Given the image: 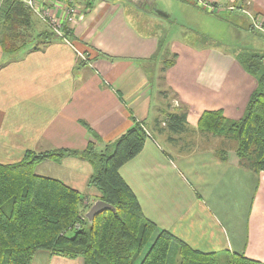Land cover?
I'll return each instance as SVG.
<instances>
[{"label":"crops","instance_id":"1","mask_svg":"<svg viewBox=\"0 0 264 264\" xmlns=\"http://www.w3.org/2000/svg\"><path fill=\"white\" fill-rule=\"evenodd\" d=\"M237 1L204 0L217 8ZM250 1L264 18V0ZM6 2L0 0V31ZM145 3L93 0L72 26L70 43L40 37L47 27L32 16L23 46L5 52L0 44V161H17L27 150L85 149L94 137L82 121L100 137L95 148L104 149L135 118L150 137L120 173L144 214L197 249L244 252L264 262V171L242 166L233 147L221 159L207 141L211 137L198 130L205 110L221 109L239 119L256 79L218 44L168 41L164 11L149 14L156 0ZM140 13L149 15L144 19ZM80 52L88 61H81ZM174 54L175 64L162 72ZM181 106L188 108V130L171 132L165 116ZM35 171L87 194L86 203L98 200L87 160L48 159ZM32 264H84V259L40 250Z\"/></svg>","mask_w":264,"mask_h":264},{"label":"trees","instance_id":"2","mask_svg":"<svg viewBox=\"0 0 264 264\" xmlns=\"http://www.w3.org/2000/svg\"><path fill=\"white\" fill-rule=\"evenodd\" d=\"M92 2L85 0L84 7H90ZM6 4L1 12L0 31V44L5 52L18 50L27 42V30L33 20V14L20 0H7ZM43 34L40 37L56 36L48 29L39 35ZM67 35L72 38L71 28L67 29ZM235 57L256 79L243 115L230 119L221 109L205 110L198 121V130L220 137L215 152L221 159L227 158V147H233L242 166L262 172L264 51L246 49ZM176 60V54L167 58L162 72ZM187 110L181 106L167 113L166 128L175 133L188 130ZM133 119V125L104 149L95 148L100 137L82 121L94 137L85 149L27 150L17 161H0V264H32L40 250L68 258L81 257L84 264H176L178 258L179 264H220V252L197 249L144 214L136 193L120 173V168L142 151L150 137L142 122ZM69 156L92 164L89 184L98 189V200L111 204L115 210H103L89 221L86 213L93 203H86L87 194L35 171L41 161H60ZM224 256L226 264H264L244 252L228 250Z\"/></svg>","mask_w":264,"mask_h":264},{"label":"rangeland","instance_id":"3","mask_svg":"<svg viewBox=\"0 0 264 264\" xmlns=\"http://www.w3.org/2000/svg\"><path fill=\"white\" fill-rule=\"evenodd\" d=\"M138 1L135 0V2ZM140 1L139 7L147 6L145 2L148 0ZM197 2L198 0H156V4L149 6L147 12L150 11L149 14L160 16V10L164 11L165 16L161 22L167 33L168 41H181L182 39V41L188 40L202 45L218 44L226 52L235 54L246 49L264 51V18L262 14L252 9L250 0H243L242 3L237 1L218 8L215 6L206 8L205 4ZM80 3L83 8L85 0H80ZM240 4L242 6H239ZM58 12L61 13V10ZM140 14L143 18L145 15L146 17L149 15L147 13ZM33 17L45 24L48 30H51L50 24L35 14ZM249 25H252L254 29H250ZM257 25L260 27L257 28ZM194 31L201 32L208 37H196ZM205 136L211 137V141L207 139L208 142H211V147L219 146L220 137H215L212 134H205ZM233 144L234 142H230V145ZM227 251L220 252V264H226L224 254ZM176 264H179V258Z\"/></svg>","mask_w":264,"mask_h":264},{"label":"built area","instance_id":"4","mask_svg":"<svg viewBox=\"0 0 264 264\" xmlns=\"http://www.w3.org/2000/svg\"><path fill=\"white\" fill-rule=\"evenodd\" d=\"M24 6L32 13L40 17L43 21L51 25V30L54 34L65 42H71L67 35V29H72V26L83 15V9L80 0H55V4L46 6L42 0H20ZM197 3L205 4L206 8L213 7L198 0ZM64 9V12H63ZM214 9V8H213ZM233 9V7H232ZM61 10V13L58 12ZM260 26L257 25V28ZM83 61H88V57L82 52L79 53Z\"/></svg>","mask_w":264,"mask_h":264},{"label":"water","instance_id":"5","mask_svg":"<svg viewBox=\"0 0 264 264\" xmlns=\"http://www.w3.org/2000/svg\"><path fill=\"white\" fill-rule=\"evenodd\" d=\"M106 209L115 210V208L111 204H109V203H107V202H105V201H103L101 199L97 200L89 208V210L86 213V216L89 219V221H92L96 214H98V213H100V212H102L103 210H106Z\"/></svg>","mask_w":264,"mask_h":264}]
</instances>
